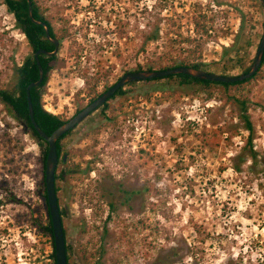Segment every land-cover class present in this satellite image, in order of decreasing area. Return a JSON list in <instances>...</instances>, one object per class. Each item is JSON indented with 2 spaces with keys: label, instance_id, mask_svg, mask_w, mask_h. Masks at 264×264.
<instances>
[{
  "label": "rangeland",
  "instance_id": "rangeland-1",
  "mask_svg": "<svg viewBox=\"0 0 264 264\" xmlns=\"http://www.w3.org/2000/svg\"><path fill=\"white\" fill-rule=\"evenodd\" d=\"M33 1L60 39L41 104L65 121L138 63L156 58V44L143 51L142 34L157 20L163 41L200 39L196 59L210 73L241 15L254 23L257 39L245 68L263 33L260 0ZM196 22L207 34L196 33ZM169 53L187 57L174 48ZM27 55L25 37L0 0V89H11L12 66ZM244 89L254 147L264 155V65ZM123 91L108 102L107 118L99 108L61 141L70 158L57 171L80 177L66 174L57 193L69 264H153L170 249L171 264H264V189L235 174L230 160L246 140L236 104L219 89L208 99L195 86L165 81ZM40 153L0 102V264H51L52 245L35 221L47 218L36 193ZM131 190L140 193L127 202L122 191Z\"/></svg>",
  "mask_w": 264,
  "mask_h": 264
},
{
  "label": "trees",
  "instance_id": "trees-1",
  "mask_svg": "<svg viewBox=\"0 0 264 264\" xmlns=\"http://www.w3.org/2000/svg\"><path fill=\"white\" fill-rule=\"evenodd\" d=\"M3 5L6 7V11L14 17L15 27L18 28L23 35L26 37V46L28 55L22 61L21 64L14 63L12 66V87L9 91L0 89V102L5 107L6 111L17 121L21 126L24 127L25 131L30 134L31 138L35 140L37 145L41 148L40 157L38 158V163L40 165L41 178L36 183V193L42 197L46 204V195H45V185H44V163L45 156L47 150V144L40 139L36 133L34 132L29 117H28V109H27V101L25 95V89L29 83L38 79V69L36 65V61L34 59V52L38 49L51 50V43L46 39L44 28L40 25H36L33 23L28 16V4L26 0H1ZM32 1V16L34 19L44 21L49 27L50 36H55L53 27L50 22H48L44 15L40 14L39 8L36 6L35 2ZM153 8V7H152ZM204 18V17H202ZM199 29L196 30V33L199 34L201 31L202 34H207V30L205 27L199 26V23H195ZM147 26V25H146ZM254 23L243 15L240 16V22L236 33L233 35V39L231 44L228 47H224L222 51V60L218 62L210 63L209 68L213 73H220L226 75V73L235 68H240L242 72H247L250 65L248 67H244V62L247 60L245 54L251 48V46L256 42V35L251 33V30L254 28ZM148 27V26H147ZM142 45L143 51L144 46L146 44H156V51L159 50V53H151L154 59H146L142 65L137 64V67L134 71H152V70H163L167 68H173L178 66L192 67L194 69L204 70L203 67L206 65L204 63L199 62L196 58V54L202 47V41L199 39H194L191 37H187L182 41H171L166 42L161 39V29L160 22L157 20L155 23H152V26L147 31L142 34ZM169 48L178 49L180 52L186 54L187 57L183 59L172 57L169 53ZM233 55V57H232ZM57 57H47L45 55H39L38 60L40 62L41 68L43 69L44 78L42 82L30 89V99L33 107V116L34 119L39 126V128L44 131L46 134H51L58 126L65 122V120L61 119L58 115H53L51 113L46 112L41 104V90L47 81V73L54 69ZM165 59H168L171 63V66H161V62ZM52 61V62H51ZM248 63L252 64L253 59L248 61ZM264 65V55L262 59L261 67ZM260 67V68H261ZM260 69L255 73L251 78L237 82L233 84H225V83H214L209 81H203L194 79L192 77L186 76L184 74H176L168 77H164L161 79H153L143 81L144 83L151 82H160L165 81L170 85H178V86H195L199 92L206 93V98L211 99L213 94L211 89H219L222 90L226 96L227 100L232 101L236 104L238 109V119L241 124V129L246 133V140L242 147H240L237 154L231 157L232 170L235 174L239 176H243L247 182H251L254 180L256 182V187L259 190L264 189V155L260 154L254 147V134L255 129L250 120L248 113V101L244 98L245 87L250 84L253 80L258 76ZM47 74V75H46ZM136 82L128 83V85L134 84ZM127 85V84H126ZM95 86L93 85L90 90H94ZM107 89V88H106ZM105 89V90H106ZM232 89L238 93V95L232 92ZM125 94L123 88H121L117 93H115L110 100L119 97ZM97 96L93 97L91 101H93ZM109 100V101H110ZM108 101V102H109ZM104 104L102 107L101 115L105 118V108L108 104ZM79 110L76 111V113ZM73 131V130H72ZM72 131L63 135L56 143L57 154L60 158L59 164L64 165L68 159L70 158V154L63 149L61 145V141L67 138ZM65 156L66 160L62 161V157ZM58 168V167H57ZM72 173V174H70ZM68 174L70 178H74L78 180L79 173H74L69 169L62 170L60 172L56 171L55 173V190L56 193L61 189V181L65 179V175ZM245 183V184H246ZM1 188V187H0ZM125 193V199L127 202L130 201L131 197L136 196L140 193V191L131 190V191H122ZM58 204H59V198ZM14 200V197L13 199ZM1 202V201H0ZM110 208L114 210L113 203L109 204ZM59 211L61 215L63 232L66 242V259L67 264H69V260L71 258V245H69L66 241V228L64 227L63 222V214L64 210L59 205ZM46 216L45 220L41 218H36L37 226L39 227L42 235L49 238V242L52 245V253L48 255V259L51 264H55V258L53 254V241H52V232H51V224L48 216L47 205H46ZM170 252L174 253V249H170L165 256H159L155 263L153 264H171L170 260ZM95 255L97 258L102 257L103 250L102 248L95 251ZM97 264V263H96Z\"/></svg>",
  "mask_w": 264,
  "mask_h": 264
},
{
  "label": "water",
  "instance_id": "water-1",
  "mask_svg": "<svg viewBox=\"0 0 264 264\" xmlns=\"http://www.w3.org/2000/svg\"><path fill=\"white\" fill-rule=\"evenodd\" d=\"M28 4V16L30 20L36 25H40L44 28L46 39L54 45V50L49 52L45 49H38L34 52V59L36 61L38 69V79L29 83L25 89L28 117L31 126L36 135L47 144L45 163H44V185L46 195V205L48 216L51 224L52 241H53V254L55 258V264H67L66 259V242L63 232V225L61 215L59 211V204L57 199V193L55 190V173L57 171L59 156L57 154L56 143L57 141L68 132L74 130V128L81 123L91 113L96 111L98 108L104 105L115 93H117L126 84L131 82H143L146 80L161 79L176 74H184L194 79L209 81L214 83H225L233 84L237 82L245 81L251 78L260 69L262 59L264 55V22H263V33L258 43L256 53L253 58V63L247 72L241 73L235 76L221 75L210 73L194 69L192 67L178 66L173 68H167L163 70H152V71H131L123 74L114 84H112L106 91L101 93L93 101L84 106L70 119L58 126L51 134H46L37 125L33 116V107L30 99V89L38 86L43 78L44 73L38 60L39 55L53 56L57 53L58 42L50 36L48 25L42 21L34 19L32 16V1L26 0ZM264 8V0H260ZM62 161L66 160L63 156Z\"/></svg>",
  "mask_w": 264,
  "mask_h": 264
},
{
  "label": "flooded vegetation",
  "instance_id": "flooded-vegetation-1",
  "mask_svg": "<svg viewBox=\"0 0 264 264\" xmlns=\"http://www.w3.org/2000/svg\"><path fill=\"white\" fill-rule=\"evenodd\" d=\"M24 37H25V36H24ZM51 37H52V36H51ZM52 38L55 39V40L58 42L57 53H56L55 55H53L54 57H56L57 54H58V52H59V49H60V48H59V47H60V39H57V37H55V36H53ZM25 39H26V37H25ZM53 50H54V45L51 43V50H50L49 52H52ZM47 51H48V50H47ZM33 55H34V54H33ZM47 57H52V56H47ZM51 62H52V61H51ZM47 74H48V73H47ZM47 74H46V75H47ZM108 88H109V87H108ZM108 88H107V89H108ZM107 89H106V90H107ZM106 90H104V91H106ZM104 91H103V92H104ZM103 92H101V93H103ZM101 93H100V94H101ZM100 94H99V95H100ZM99 95H98V96H99ZM110 99H111V98H110ZM110 99H109V100H110ZM109 100H107L106 102H108ZM106 102H105L104 104H106ZM103 106H104V105H103ZM103 106H101L100 108H102ZM98 109H99V108H98ZM75 114H76V113H75ZM91 114H92V113H91Z\"/></svg>",
  "mask_w": 264,
  "mask_h": 264
}]
</instances>
